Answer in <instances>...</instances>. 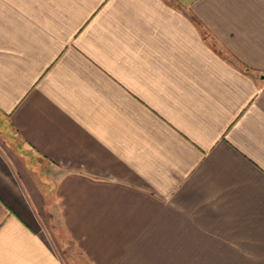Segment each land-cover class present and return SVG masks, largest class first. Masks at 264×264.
<instances>
[{
    "label": "crops",
    "instance_id": "0c3cea01",
    "mask_svg": "<svg viewBox=\"0 0 264 264\" xmlns=\"http://www.w3.org/2000/svg\"><path fill=\"white\" fill-rule=\"evenodd\" d=\"M0 264H264V0H0Z\"/></svg>",
    "mask_w": 264,
    "mask_h": 264
}]
</instances>
